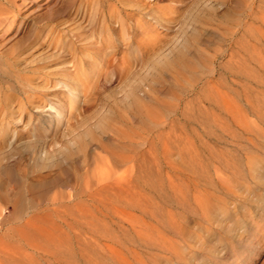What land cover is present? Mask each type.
Here are the masks:
<instances>
[{"label":"rangeland","instance_id":"obj_1","mask_svg":"<svg viewBox=\"0 0 264 264\" xmlns=\"http://www.w3.org/2000/svg\"><path fill=\"white\" fill-rule=\"evenodd\" d=\"M126 1L140 6L125 7L133 22L116 30L117 61L100 46L103 62L88 83L70 65L82 46L68 44L73 34L94 41L101 23L78 17L74 0H26L0 35L1 50L20 51L26 71L2 53L0 91L15 94L0 111V264H264V108L262 118L248 110L256 127L234 123L235 136L209 134L207 119L227 101L247 107L246 84L257 101L263 86L247 74L259 67L264 0ZM53 16L73 27L60 40L46 27ZM186 38V63L163 65ZM122 57L126 69L116 64ZM45 67L50 75L31 92L47 105L40 110L21 82ZM61 78L76 89L72 108ZM200 137L222 157L211 159ZM201 149L209 173L199 176Z\"/></svg>","mask_w":264,"mask_h":264},{"label":"bare ground","instance_id":"obj_2","mask_svg":"<svg viewBox=\"0 0 264 264\" xmlns=\"http://www.w3.org/2000/svg\"><path fill=\"white\" fill-rule=\"evenodd\" d=\"M20 1H22V2H20ZM25 1L26 0H0V35H2V32L4 30L8 29L9 26H11V25H13L15 23H18V18H17L18 12L21 10V4H23V2H25ZM40 5H43V4H40ZM75 5H77V6H75ZM126 5H130V6L135 5L136 7L140 6V5L136 4V3H132V2L128 3V1H126V0H79V1L78 0H74V3L72 5V7L75 6L74 8H75V11H76L78 17L79 16L82 17L83 15H87V14L90 13V15L92 14V17L96 20L97 23L98 22L101 23L99 35L95 38L94 41H93V34L90 35L89 37H86L84 34H73V36H71V37H73V39L71 38V41L68 44V48L72 49V50H68V51H73L77 47L82 46V47H80L81 50H77L76 49L75 53H73V55H72V60L70 62V65H72L71 67H73L74 72H75V74H74L75 75V79H76V81L78 83H80V82L83 83V81L85 83L90 82L92 80V77H90L91 73L94 74L95 72L98 71V69H100L99 67L101 66V64L103 62L102 60L104 58V56L99 53V50H102L100 48V46L104 47L105 51L106 50L108 51V49H111V51H112L111 53H112L113 56L109 60L107 59V61H109V64L110 63L112 64L113 61L116 60V57L114 56V53H116V51H117V49H116L117 45H112V42H114L115 39L118 38V36H115V34L117 32L116 30L120 29L123 33H126L129 29H131L132 22H133V16L130 15V13L126 12V8H125ZM261 7H262V11H263L262 19L264 21V4ZM69 8H71V7H69ZM69 8H67V9H69ZM100 21H102V22H100ZM46 27L49 28L50 35H52V36L55 35L58 40L62 39L65 34H68L73 29L71 24H68V20L66 18H60L59 16H53V18L49 20V26H46ZM91 32L92 33L94 32V28L93 27H92ZM189 43H190V39L186 38L180 45H178L174 49L172 54L164 56V58L162 59V64L165 65V66H170V65H172L175 62L176 63L178 62V63L185 64L186 63L185 57L187 55L186 51L188 49ZM95 48H96V50L94 52H92ZM2 53L10 55V56H7V58H6L7 65L8 66H14V67L17 68L16 65L19 64L17 59H20L21 56H22V54H19L20 51L16 52L15 50H13V48H11L9 51H2L1 48H0V65L1 66L4 65V62H3L4 58H2L3 57ZM259 53H260L259 67L255 70V72H249L247 74L248 78L252 79L253 77H255L257 82L260 85L263 86L260 94L257 97V101L255 100L256 102H253V100L251 99L252 93H251V90H250V86L246 84L245 96H246V101H247V107H245L244 109H241V108H238L236 105H233L232 103L227 101L226 106L223 107V108H225V112L222 115L218 114L215 111H211V113L209 114L210 117H207V119L209 118L208 119V121H210V126L209 127L211 128L209 134L215 132L216 128H215V130H212L213 127H217V129L220 128L219 129L220 131H221V129H223V131H226V132L227 131H231L230 133L233 132L234 136H235L236 131L232 130L234 123H237V124L240 123L241 126L246 127L247 129L253 128L255 126L254 122L253 123L251 122V121H253V119L251 121H249L250 119L247 118V113H249L248 110H250L251 108L254 111H257V113L262 118V116H261L262 113L261 112H262V108H264V31H263V35L261 37V47L259 48ZM82 54H84V55H82ZM116 64H118V67H120L121 69H126L127 67L130 66V62L125 57H122V59L120 61L116 62ZM19 66H20V68H18V71H20V72L23 71L24 73H26V71L23 68H21L20 64H19ZM45 68L47 70L44 71V72H41V71L39 72L38 69H36L34 71L35 75L37 73L36 78L33 77L34 74L31 75V76H26L25 75L26 78H24V82H21L22 85H24V87L27 90V92H29L27 94V96H25L26 100H28L29 103L33 104V106L35 108L40 109V110H43L47 105H42L41 103H38L34 99L35 96H33L31 92L36 91L37 90V86H39V84H38L39 81L37 79H40L41 77H44V75H50V72L48 71V67H45ZM97 73H95V74H97ZM14 76L17 77L18 79L22 80V78H21L19 73H17V75H14ZM93 78H96V76H93ZM97 79H98V77L96 78V80ZM61 82L64 83L65 86L68 87V90H69V93H70L69 95L72 96L71 105H70L71 106L70 108H72V106H73V104L75 102L74 99H76V93H77L76 89H71L69 87L68 79H66V78H61ZM5 89L7 90V88H5ZM10 89H11V87H10ZM27 92H25V93H27ZM12 94H15V93H12ZM12 94L10 95V93H8V92L4 93V92H2V90L0 91V111H2L4 114H7L9 112L6 109V107L8 105H13V103H14V99H10V98H12L11 97ZM19 99H21V97ZM17 101H18V99H17ZM3 102H5V103H3ZM22 102L23 101L21 100V104H23ZM216 103L219 104V101L216 102ZM222 103L224 104V102H222ZM3 104H5V105H3ZM21 104L19 103V107L21 106ZM23 106H25V104H23ZM50 109H54L55 110L54 112H50V114L53 115L55 118H59L62 115L61 108H57V107H54L52 105L50 107ZM1 129H2V125H1ZM249 131H251V130H249ZM218 133H219V131H218ZM222 135H223V132H222ZM199 139H200L199 144L202 146V148L205 147V148L208 149V151H209L208 154H209L211 159H213V158L216 159V158L222 157V153L218 149H215V148H211L210 149V146H209L210 144L208 142L205 143L201 137ZM199 144H198V146H199ZM251 145H250V147L252 148ZM233 147H236V149L238 148L237 146H233ZM234 151H236V150H234ZM222 152H224V151H222ZM195 157H196V160H195V163H194L195 166L193 168H195L196 173L199 176L204 175V173H206V172L209 173V167H208L209 164L203 162V158H202L203 157V149L197 150V153H196ZM234 159H236V158H234ZM210 162H211V160H210ZM218 164H219V162H218ZM222 164L224 166H226L227 169L230 168V170H234V168H235V166L234 167H230V165L231 166H233V165L229 161V159H227L226 161H223ZM211 166H213V165H211ZM212 168H214V166ZM214 169H212V170H214ZM216 172L218 174V179H220L221 178V175H220L221 170L217 169ZM114 173H113V175H114ZM182 174H184V173H182ZM221 174H224V173H221ZM233 174L234 175H238L239 172L236 171V173H235L233 171ZM103 179H104V177H103ZM218 179H217V181H218ZM228 179H230V178H228ZM120 180H122V179H120ZM198 180L200 181V179H198ZM231 183L233 184V182H231ZM214 187H215V185H214ZM114 189H115V187H114ZM209 189H212V188H209ZM211 196H213V195L211 194ZM169 215H172V213L169 214ZM173 219H174V217H173ZM173 219H172V217L171 218L169 217L170 221L168 220L167 223L170 224L172 222L173 225L176 224V223L173 222ZM175 226H178V225H175ZM105 259L106 258H102L101 264L103 263V261H106ZM128 259L127 258H116V260L118 261L119 264H132L133 261H130ZM116 260H114V261L116 262ZM136 260H137L138 264H146L145 260H143V259L140 260L139 258H136ZM107 261H108V259H107ZM90 262H92V260ZM107 263H109V262H107ZM92 264H93V262H92Z\"/></svg>","mask_w":264,"mask_h":264}]
</instances>
